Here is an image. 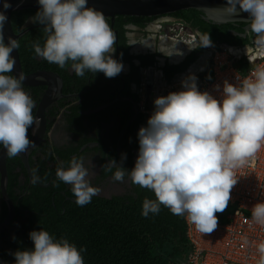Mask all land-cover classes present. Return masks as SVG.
Wrapping results in <instances>:
<instances>
[{
    "label": "clouds",
    "instance_id": "obj_1",
    "mask_svg": "<svg viewBox=\"0 0 264 264\" xmlns=\"http://www.w3.org/2000/svg\"><path fill=\"white\" fill-rule=\"evenodd\" d=\"M38 11L29 21L39 24L45 34L43 46L32 44L35 55L61 69L70 65L77 76L85 72H102L116 77L123 65L112 54L116 36L103 12L89 6L88 0H37ZM8 0L0 2V145L13 158L34 146L29 129H38L40 119L33 115L36 107L23 90L25 77L10 75L16 59L12 53L20 45L8 37L5 42V11ZM227 13L248 14L245 35L253 36L252 47L264 56V0H226ZM212 46L208 35L196 47ZM194 47V48H196ZM196 78L181 81L183 90L169 92L154 99V109L147 124L138 130V155L128 170L110 159L103 165L113 171L112 180L147 189L155 199H145L141 215H156L161 206L176 216L185 217L201 234H211L218 226L216 213H222L237 183L234 170L254 157L264 144V67H257L250 78L239 83L225 81L220 99L198 90ZM217 89L219 85L215 86ZM95 165L73 156L64 167L61 162L55 176L69 185L78 206H85L100 191L90 177ZM251 222L264 227V201L251 208ZM33 247L17 250L14 264H84L82 253L66 238L55 239L40 229L29 233ZM247 244L248 241L245 240ZM258 264H264V240L255 243Z\"/></svg>",
    "mask_w": 264,
    "mask_h": 264
},
{
    "label": "trees",
    "instance_id": "obj_2",
    "mask_svg": "<svg viewBox=\"0 0 264 264\" xmlns=\"http://www.w3.org/2000/svg\"><path fill=\"white\" fill-rule=\"evenodd\" d=\"M37 11L38 9H19L11 13V26L15 33L28 28L17 39L20 45L17 50L22 71L25 74L38 69L54 71L62 79V91L70 92L74 82L68 67L61 69L56 64L37 57L32 48V44L36 41L43 46L45 39L41 25L34 23L25 25ZM168 15L178 18L191 29L197 30L201 38L208 35L212 46L215 47L221 44L242 47L252 43L251 33L242 36L244 26L247 24L245 22L212 23L205 20L199 10L192 8L178 10ZM153 18L124 15L114 17L112 28L116 30L119 62L127 63L130 67L128 73L121 74L125 82V93H130L129 83L133 81L139 83L140 69L154 67L157 62L156 57L160 54L157 51L144 54L130 53L124 26L132 23L142 29ZM106 19L110 25V19ZM203 48L196 47L178 63H168L165 60L160 67L164 79L169 81L175 75L184 72ZM134 60H138L139 64H134ZM87 75L88 72H85L84 76H81L82 80L78 81L81 88L85 87ZM98 75L92 77L90 81L96 87H89L82 94L81 102L71 104L70 101H60L58 107L50 106L47 109V131L53 122L52 118L61 108H65L64 116L70 128L75 126L81 134L85 131V124L88 122L89 126L95 129L100 120L113 119L117 124L109 131V137L114 147L122 127L132 114V103L128 100L112 101L113 95L110 94L104 77L101 74ZM34 89L36 94L32 99L36 103L43 86ZM103 95L104 99H102ZM135 99L138 100L136 95ZM100 105L105 106L97 110L96 108ZM87 109L94 110L85 113ZM140 124H142V118L138 114L137 118L125 128L119 139L120 154L126 155L132 148L139 147L137 128ZM28 135L30 136V129ZM83 143L85 142L80 141L77 146L70 145L62 149L52 148L46 136L38 145L40 154L35 159L29 156L30 170L36 178V181L32 183L28 182L26 169L19 157H7L6 191L13 202L14 214L9 224L0 232V258L3 264H14V256L11 253L32 249L33 244L29 233L40 229L48 231L55 239L63 237L78 249H86L82 253L84 264H187L191 244L186 238L184 217L173 215L163 206L156 215L150 214L147 218L141 215L143 201L155 199L151 191L130 182L129 194L108 198L95 195L90 203L81 207L71 200V198L75 199L71 188L62 193L60 191L64 189V183L58 181V184H53V180H49L61 162L64 167H67L73 156L79 157L81 152H78V146ZM114 152V150L109 151V160L116 159ZM128 163L130 164V161ZM16 165L20 166V170L16 169ZM22 172L25 174L23 181L20 179ZM111 172L103 167L104 175ZM48 181L50 182L47 185ZM39 183L46 185L42 186ZM5 214L6 206L0 199V221Z\"/></svg>",
    "mask_w": 264,
    "mask_h": 264
},
{
    "label": "built area",
    "instance_id": "obj_3",
    "mask_svg": "<svg viewBox=\"0 0 264 264\" xmlns=\"http://www.w3.org/2000/svg\"><path fill=\"white\" fill-rule=\"evenodd\" d=\"M169 30L175 28L182 30L185 26L180 20H168L157 23L155 39L161 44L167 42L181 43L184 45H198L201 38L190 30L186 36H170L162 32L165 26ZM173 26V27H172ZM174 28V29H173ZM188 35V36H187ZM253 37L251 38V42ZM158 49V48H157ZM208 52V60L204 65L188 66L189 73L183 77H173L156 87L157 71L153 69L152 86L147 93L146 73L140 81V96L137 102L138 114L142 124L138 129L146 126L147 119L153 112V101L158 96L167 95L169 92L183 90L181 81L189 76L196 78L198 90L207 91L216 99H220L222 86L225 81L239 83L251 77L257 67H264V56L257 53L249 46H230L221 44L219 47H204ZM248 49V50H246ZM206 73V74H205ZM205 74V75H204ZM219 85L217 89L215 86ZM237 183L232 188L224 216L216 213L218 226L211 234L199 233L193 224L185 217L186 238L191 244L187 255V264H258L259 256L255 250V243L264 240V227L251 222V208L255 203L264 201V144L254 157L246 164L234 170ZM224 217V219H222ZM245 240L248 243H245Z\"/></svg>",
    "mask_w": 264,
    "mask_h": 264
},
{
    "label": "flooded vegetation",
    "instance_id": "obj_4",
    "mask_svg": "<svg viewBox=\"0 0 264 264\" xmlns=\"http://www.w3.org/2000/svg\"><path fill=\"white\" fill-rule=\"evenodd\" d=\"M168 20H179V19L176 18V17L170 16L168 14L167 15L156 16L153 19H151L146 24V26H144L142 29H140L135 24L127 23L124 26V28L126 30V32H125L126 43L130 46L129 52L134 54V50H137V52L139 51V54H143V53H140V50H142V49H134V47H135L136 42H137V44H142L144 41H146V44L148 45L146 47H149V46L152 47V45H153L155 47V51L154 52H156L157 51L156 49L158 48V47L156 48V46H155V41H157L155 39V34H156V29H157L156 25L159 22L168 21ZM30 24H31V22L28 19L26 21L25 25H30ZM184 27H186L187 30L193 31L194 33L197 34V36H199L201 38V35L198 34L199 32L197 30L191 29L186 24H185ZM135 33H140V34L142 33L143 35L150 33L151 35H154V36L153 37L152 36L149 37L150 41L144 40V41H142L140 43L139 40L134 39L133 35H135ZM114 34L116 36V33H114ZM152 40H153V42H151ZM167 43H170V41L167 42ZM175 44H177V43H175ZM181 46H183V44H181ZM184 46H187L188 49L184 48V50L181 51L180 48L178 47V45L173 46L172 48H169V49H173V48L177 47V50L179 52L176 54V58H173L169 53L168 54L170 56L168 54H166L165 51H160L158 49L157 52L160 54V56L156 57V61L157 62L155 64V66L151 67V68H154V70L157 71V74H158L157 78H156V87H158L159 85H161L162 83H164L166 81L164 79V76L162 74V70L160 68L164 64L163 61H162V58L165 57L166 55H168L166 60L168 61V63H172L173 61L171 59H177L181 54H183L184 57H185L193 49H195L194 47H196V44L194 43V44H188V45H184ZM118 49L119 48L117 47V36H116L115 52L112 54V56H113V59H116L119 62V57H118L119 56L118 55L119 50ZM147 53H149V52H147ZM207 60H208V52H207V50H205L203 48L202 52L193 61L192 67H197L198 65H204L207 62ZM121 64L123 65V69L114 78H106L102 72L95 73L94 75H92V73L88 72V75H87L88 79L85 82V85H84L85 87H82V88L80 87V85H78V81L79 80L81 81L82 77L81 76H77L74 73V71H72L70 69V65L67 66L68 67V71L70 72V75H71L72 80L74 82V85L72 86V91H70V92H63L62 91L64 96L58 98L51 105H49L48 108L50 106L51 107L53 106V108L54 107H58L60 101H62V102L70 101L71 104H78L79 102H81V100H83L82 94L85 93L89 87H96V86H94L93 82L91 83L90 81H91L92 77L99 76L98 74H101L102 77H104V79H105L104 82H105L106 86L109 87L110 94L113 95L112 101L128 100L129 102L132 103L131 100L126 99V98L130 97L134 102H138V100L135 99V95L139 99V96L141 94V92H140V88H141L140 87V81H141V78L146 74V73H144V71H146L147 67L140 69L139 83L138 82H134V81L129 83V92L130 93H125L124 92L125 82L123 81V78H122L121 74L128 73L130 67H129V65L127 63L121 62ZM38 70H41V69H38ZM187 70L188 69H186L182 73L186 72V74H188L189 71H187ZM31 72H33V71H31ZM182 73L175 75V77L181 75ZM115 79H116V81H115ZM76 81H77V84H75ZM40 86H42V85L26 86V85L22 84L23 90L26 93H28L31 96V98L34 96V94H36L34 92V90H35L34 88H37V87H40ZM43 90H44V86H43ZM43 90H42L41 94L38 95L39 98H38L37 102L35 103V105L38 103L40 97L42 96ZM62 90H63V82H62ZM102 99H104V95H103ZM105 105H100V106L97 107L98 109L97 108L96 109L100 110ZM64 110H65V108H61V109H59L57 111L56 115L52 118L53 122H52L49 130L47 131L46 135L44 136V138L47 136V139H48V141L50 143V146L52 148L62 149V148H66V147H68L70 145L77 146L80 143V141L81 142H85V143L81 144L80 146H78V152H81L79 157L84 158V160L86 161V166H87V162L88 161H91L95 165V167L92 169V171H94L95 174L90 177V182H91L92 186L98 187L100 189V191L97 194V196H102V197L108 198V197L117 196V195L122 196V195H125V194H129L131 192V186H130V181L128 180L127 176L125 177V180L123 182H116V181L112 180V175H113L115 169H113V171L111 173H108L106 175L103 174L104 162L107 163L109 161V157H108L109 156V151L112 152V150H114L115 151L114 154L116 156L115 161H117L118 163L121 162V154H120V150H119L118 139H117L116 144L113 147L114 143L111 142L110 137H109V131H111L112 127L115 126L117 123L113 119L112 120H100L97 128L93 129V128H91L89 126L90 124L88 122V123L85 124V127H86L85 131L81 134V132L77 131L75 126H73V128H70V126L66 122V118L64 116V112H65ZM91 110H94V109H87L84 112L85 113H89V112H91ZM58 116L64 117V120H63L64 122L63 123L61 122L59 124V121L56 122L58 129L61 131V134H58V135L56 134V137L53 136L52 141H50L48 133H49L51 127L53 126V124L55 122V119ZM46 117H47V115H46ZM138 130L139 129L137 128V133H138ZM52 134L54 135V132ZM84 139H86V141H83ZM138 148H132L131 150H129V152L126 154V159H124L123 162H122V167H124L125 169L130 170L134 166L136 157L138 155ZM39 154H40V151L38 150V145H37L35 148H33L30 151V153L28 155V162H29V156L32 157L33 159H35ZM128 161H130V164L129 163L127 164ZM21 164H22V162H21ZM23 167H24V165H23ZM16 169L20 170V166L16 165ZM26 175H27L29 183H32L33 181H36V178L34 177L33 173H32L33 177H31L27 171H26ZM24 178H25V174L22 172L21 175H20V179L23 181ZM51 179L53 180V184L54 183L58 184L59 183L58 181H60V180H58L56 178L55 171L50 176L49 180H51ZM49 182L50 181L47 182V185H48ZM40 185L45 186L46 184H40ZM64 185H65L64 189H61V191H60L62 193H64V191H66L68 188H70L69 185L67 186V184H65V183H64Z\"/></svg>",
    "mask_w": 264,
    "mask_h": 264
},
{
    "label": "water",
    "instance_id": "obj_5",
    "mask_svg": "<svg viewBox=\"0 0 264 264\" xmlns=\"http://www.w3.org/2000/svg\"><path fill=\"white\" fill-rule=\"evenodd\" d=\"M2 2V0H0ZM11 7H9L5 14L7 16V23L4 25V36L5 42H7L8 37H12L13 39H18L22 34H24L28 28H25L17 33H15L11 26V13L15 10L19 9H39V5L37 0H8ZM88 4L91 7H94L96 10L103 12L106 18L110 19V27L114 33L116 30L112 28V24L114 22V17L116 15H124V16H146V17H156L161 15H167L170 13H174L178 10L182 9H197L203 14V18L205 20H209L212 23H225V22H245L247 23L244 26L245 29L248 28V14L241 12L238 16H232L227 13L225 4L226 0H88ZM3 10V9H0ZM200 35V33H198ZM249 46V45H246ZM158 51V49H156ZM155 51V47H146L145 49L140 50V53H152ZM134 54H139V51L134 50ZM13 57L16 59V65L14 71L11 75L18 76L19 73H22L25 77L23 81V85L26 86H34V85H42L44 86V90L42 96L40 97L36 107L34 109V116H38L40 119V125L38 129H30L29 138L34 142V146L29 148L26 153H21L18 157L24 165L26 171L29 173L31 177H33L32 172L30 170L28 155L30 151L35 148L40 142L44 139V136L47 133L46 124L47 117L46 111L49 105H51L58 98L63 97L62 93V79L61 77L54 71L51 70H36L30 73L25 74L22 71L18 50H14L12 53ZM168 55L162 58V61L166 60ZM184 55L181 54L177 59H171L172 63H178L183 59ZM135 64H139L138 60H134ZM147 74V93L149 94L152 86V74L153 69L151 67L146 68ZM184 73L179 75V77H183ZM132 101V114L129 119L126 121L124 126L122 127L119 136L121 137L125 128L133 122L138 116V106L137 102H134L130 97L126 98ZM98 109V108H97ZM6 153L3 150V146H0V196L1 200L5 203L6 206V214L4 218L0 221V232L9 224L10 220L14 214V205L12 200L7 194L6 185H7V168H6ZM43 186V185H42ZM68 186V185H67ZM71 200L75 201L74 198ZM0 264H3L2 259L0 258Z\"/></svg>",
    "mask_w": 264,
    "mask_h": 264
},
{
    "label": "rangeland",
    "instance_id": "obj_6",
    "mask_svg": "<svg viewBox=\"0 0 264 264\" xmlns=\"http://www.w3.org/2000/svg\"><path fill=\"white\" fill-rule=\"evenodd\" d=\"M155 26V25H154ZM173 27V26H172ZM169 26H165L164 27V29H162V32H164L165 34H167V35H170V36H175V34H172V32H176V34H180V35H178V37H180V36H186L185 35V33L187 32V33H189L190 32V30H187V28L186 27H183V29L182 30H179V29H177V28H175V30H173V31H170L169 29ZM174 29V28H173ZM157 33V32H156ZM150 36H154V35H151L150 33L149 34H140V33H135V35H133V37H134V39H136V40H139L140 41V43L142 42V41H144V40H148V41H150L149 40V37ZM188 36V35H187ZM155 40V39H154ZM151 42H153V40L151 41ZM137 43V42H136ZM176 45H178V47L180 48V50L181 51H183L184 50V48L185 49H188V47L187 46H184V44H183V46H181V43L179 42V43H177V44H175L174 42H170V43H166V44H161V43H159V42H157V41H155V46H156V48L158 47V49L160 50V51H165L166 52V54H168L169 52L167 51V49H169V48H172L173 46H176ZM169 55V54H168ZM170 56V55H169ZM0 199H1V196H0ZM229 209L226 207V209L221 213V216H224L226 213H227V211H228ZM222 219H224V217H222Z\"/></svg>",
    "mask_w": 264,
    "mask_h": 264
},
{
    "label": "crops",
    "instance_id": "obj_7",
    "mask_svg": "<svg viewBox=\"0 0 264 264\" xmlns=\"http://www.w3.org/2000/svg\"><path fill=\"white\" fill-rule=\"evenodd\" d=\"M63 120H64V117H62V116H58V117L55 119V122H54L53 126L51 127V129H50V131H49V133H48L49 138H50V141H52L53 136L56 137V134H57V135H58V134H61V131L58 129L56 122L59 121V124H60L61 122H62V123L64 122ZM53 132H54V135L52 134ZM51 135H52V136H51Z\"/></svg>",
    "mask_w": 264,
    "mask_h": 264
},
{
    "label": "bare ground",
    "instance_id": "obj_8",
    "mask_svg": "<svg viewBox=\"0 0 264 264\" xmlns=\"http://www.w3.org/2000/svg\"><path fill=\"white\" fill-rule=\"evenodd\" d=\"M148 43V42H147ZM146 46H148L146 44V41H144L142 44H135V47L134 49H144ZM248 50V49H246ZM167 51L169 52V54L173 57V58H176V54L179 52L177 50V47L173 48V49H167Z\"/></svg>",
    "mask_w": 264,
    "mask_h": 264
}]
</instances>
